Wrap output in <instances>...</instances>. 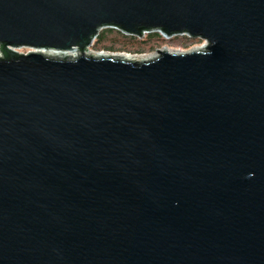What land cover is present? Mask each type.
Segmentation results:
<instances>
[{
  "label": "water",
  "instance_id": "1",
  "mask_svg": "<svg viewBox=\"0 0 264 264\" xmlns=\"http://www.w3.org/2000/svg\"><path fill=\"white\" fill-rule=\"evenodd\" d=\"M0 50V264H264V0H0Z\"/></svg>",
  "mask_w": 264,
  "mask_h": 264
},
{
  "label": "rangeland",
  "instance_id": "2",
  "mask_svg": "<svg viewBox=\"0 0 264 264\" xmlns=\"http://www.w3.org/2000/svg\"><path fill=\"white\" fill-rule=\"evenodd\" d=\"M159 34V33H158ZM146 35H143L142 38L144 39ZM160 40H153L149 41L146 46H144V50L142 52H136V49H126L128 51H121L120 46H116L115 50H108L109 44L103 43L98 44L95 43V41L92 42V44L89 46L88 50L84 53L87 55H97V54H108V55H117V54H127L130 56H139L141 58H152L160 55V52L167 51L169 53H188L191 51H196L199 48H205L207 45L206 41L202 39H193L188 38L186 35H177L170 38H166L163 35H160ZM138 38V37H137ZM13 51L20 54H26L30 51H34L32 48L27 47H19L14 48ZM48 51V50H47ZM44 52V51H41ZM46 52V51H45ZM78 54H80L78 52ZM1 57V54H0ZM136 58V57H135ZM138 59V58H137Z\"/></svg>",
  "mask_w": 264,
  "mask_h": 264
},
{
  "label": "trees",
  "instance_id": "3",
  "mask_svg": "<svg viewBox=\"0 0 264 264\" xmlns=\"http://www.w3.org/2000/svg\"><path fill=\"white\" fill-rule=\"evenodd\" d=\"M153 40H160L158 33H149L144 39H140L137 38V36L124 35L120 30L106 27L98 32L93 41L98 44H109L108 50L112 51L116 49V46H120L121 51H128L126 49L132 48L136 49V52H142L144 50L143 47L146 46L149 41ZM0 54L2 57H5V54L1 50Z\"/></svg>",
  "mask_w": 264,
  "mask_h": 264
},
{
  "label": "bare ground",
  "instance_id": "4",
  "mask_svg": "<svg viewBox=\"0 0 264 264\" xmlns=\"http://www.w3.org/2000/svg\"><path fill=\"white\" fill-rule=\"evenodd\" d=\"M164 37H166V36H164ZM202 48H199L196 51H203ZM196 51L194 50L193 52H196ZM38 52H41V51H38ZM78 52L80 54H78ZM164 52H167V51H164ZM41 53L43 55L47 56V57L55 58V59H73V58L79 57L82 54L80 51H77V50H72V51H50V50H48L46 52L44 51V52H41ZM174 53H178V52H174ZM83 54L85 56H87V57H92V58H96V59L105 58V57H113V58H118V59L130 61V62H135V63L148 62V61L153 60L156 57H158V56H156V57H152V58H146V59L141 58V59H139L140 58L139 56L138 57L137 56H130V55H127V54H117V55H111V54L110 55H108V54L87 55L84 52H83Z\"/></svg>",
  "mask_w": 264,
  "mask_h": 264
},
{
  "label": "built area",
  "instance_id": "5",
  "mask_svg": "<svg viewBox=\"0 0 264 264\" xmlns=\"http://www.w3.org/2000/svg\"><path fill=\"white\" fill-rule=\"evenodd\" d=\"M109 28H113V29H115V30H119L118 28H116V27H109ZM153 32H155V33H159L160 35H162L161 34V31H159V30H152V31H149V32H143V35H146V34H149V33H153ZM185 35V34H184ZM187 36V35H186ZM143 37V36H142ZM188 37V36H187ZM189 38V37H188ZM2 57V56H1Z\"/></svg>",
  "mask_w": 264,
  "mask_h": 264
}]
</instances>
